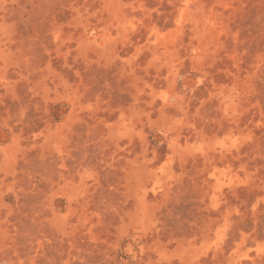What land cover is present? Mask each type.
<instances>
[{
    "label": "rangeland",
    "instance_id": "obj_1",
    "mask_svg": "<svg viewBox=\"0 0 264 264\" xmlns=\"http://www.w3.org/2000/svg\"><path fill=\"white\" fill-rule=\"evenodd\" d=\"M0 264H264V0H0Z\"/></svg>",
    "mask_w": 264,
    "mask_h": 264
}]
</instances>
